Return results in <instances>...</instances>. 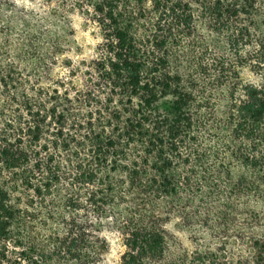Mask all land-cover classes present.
Here are the masks:
<instances>
[{
  "label": "trees",
  "instance_id": "16d2710c",
  "mask_svg": "<svg viewBox=\"0 0 264 264\" xmlns=\"http://www.w3.org/2000/svg\"><path fill=\"white\" fill-rule=\"evenodd\" d=\"M0 264H264V0H0Z\"/></svg>",
  "mask_w": 264,
  "mask_h": 264
},
{
  "label": "rangeland",
  "instance_id": "374dc122",
  "mask_svg": "<svg viewBox=\"0 0 264 264\" xmlns=\"http://www.w3.org/2000/svg\"><path fill=\"white\" fill-rule=\"evenodd\" d=\"M74 23L79 43L87 48L93 46L97 42V40L92 34V30L85 31L83 23L80 19H75Z\"/></svg>",
  "mask_w": 264,
  "mask_h": 264
}]
</instances>
